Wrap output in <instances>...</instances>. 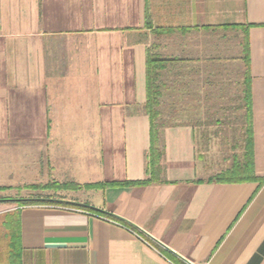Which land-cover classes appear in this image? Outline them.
I'll list each match as a JSON object with an SVG mask.
<instances>
[{
  "label": "crops",
  "instance_id": "crops-1",
  "mask_svg": "<svg viewBox=\"0 0 264 264\" xmlns=\"http://www.w3.org/2000/svg\"><path fill=\"white\" fill-rule=\"evenodd\" d=\"M248 47L262 180L264 0H0V264H264V181H213L199 153L234 128L244 151ZM149 53L190 120L160 124L156 168Z\"/></svg>",
  "mask_w": 264,
  "mask_h": 264
},
{
  "label": "trees",
  "instance_id": "trees-1",
  "mask_svg": "<svg viewBox=\"0 0 264 264\" xmlns=\"http://www.w3.org/2000/svg\"><path fill=\"white\" fill-rule=\"evenodd\" d=\"M247 50L246 57V104H247V127L246 134L244 140V151L241 153L242 157H239V154L234 155L232 166L225 171L218 174L213 181H222L226 183H246L250 181H255L260 179L262 183L264 179L256 176L255 173V161H254V133H253V118H252V104H251V73H250V55H249V47ZM167 60L160 59L157 56L152 55V53L148 54L147 61V81H148V101L146 104V111L151 120V133H152V143L151 149L149 153V165L151 168L160 167L161 160L164 156V151L160 148L159 145V124L158 119L160 117L159 105H160V97L161 91L159 87V77H160V63L165 62ZM150 182L149 180H145L142 182H138V184H145ZM137 183V182H136ZM41 187V186H40ZM43 187V186H42ZM46 187V186H45ZM43 187V188H45ZM38 188V187H37ZM19 204V206H24L28 204H37L38 200H27V199H18L15 200Z\"/></svg>",
  "mask_w": 264,
  "mask_h": 264
},
{
  "label": "rangeland",
  "instance_id": "rangeland-1",
  "mask_svg": "<svg viewBox=\"0 0 264 264\" xmlns=\"http://www.w3.org/2000/svg\"><path fill=\"white\" fill-rule=\"evenodd\" d=\"M162 75H163V71L160 70L159 82H160V80L164 79V75H163V78H162ZM165 77H166V72H165ZM159 82H158V84H159ZM159 101H160V105H159L160 115L164 116L163 118L161 116L159 117V119L157 121L159 126L169 125V124L170 125L179 124V123H182L183 121L189 120V118H183L180 115V113L177 115L173 114L171 117V115H169V114H171L170 113L171 110L166 109L164 107L165 106L164 103H161L162 101H164V99L162 97H160ZM182 105H185L186 107H190L191 104L190 103H184ZM168 116H170L171 118H168ZM231 126L234 128L235 124H233ZM234 132H235V128L231 131L232 134H227V136H226L228 138V139L226 138L227 140L224 138V134H222L220 136V138H221L220 141L222 143L221 146L223 147V149H219L216 151H208V150L207 151L206 150L199 151V153L203 154V156L205 157L204 163L210 165V166L206 165L209 169L205 172V176L213 174L214 171L216 172L215 174H218V173H221V172L225 171L226 169H228L229 166L233 162L234 155L239 154V157L240 156L242 157L241 153L243 151L240 152L239 150H233L232 146H231V143H232V145H234V143L236 141L235 140L236 139L235 138L236 133H234ZM12 170H13V172H10V174H9L10 176L8 178L13 179L11 181H16V176H11V175L15 174L16 170H15V168L14 169L12 168ZM9 185H12V191H8V192L2 194L3 197H5L7 199L11 198V199H16V200H18V199H27V200L33 199L32 197H34V196H32L33 194L31 193V190L24 189L23 186H20L21 184H19L17 182H12V183H9ZM29 188H31V187H29ZM33 200H35V199H33ZM30 205H32V204H28V205H24V206H30Z\"/></svg>",
  "mask_w": 264,
  "mask_h": 264
},
{
  "label": "built area",
  "instance_id": "built-area-1",
  "mask_svg": "<svg viewBox=\"0 0 264 264\" xmlns=\"http://www.w3.org/2000/svg\"><path fill=\"white\" fill-rule=\"evenodd\" d=\"M111 222L116 223V224H120L117 221L111 220ZM131 231H133L136 235H138L140 238H142L146 243L150 244L152 246V244L138 231L135 230L134 228H130Z\"/></svg>",
  "mask_w": 264,
  "mask_h": 264
}]
</instances>
